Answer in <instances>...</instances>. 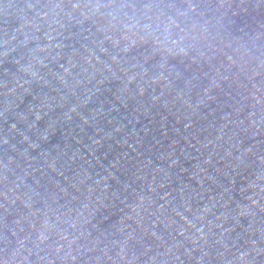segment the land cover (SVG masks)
Returning <instances> with one entry per match:
<instances>
[{
    "label": "water",
    "instance_id": "obj_1",
    "mask_svg": "<svg viewBox=\"0 0 264 264\" xmlns=\"http://www.w3.org/2000/svg\"><path fill=\"white\" fill-rule=\"evenodd\" d=\"M0 264H264V0H0Z\"/></svg>",
    "mask_w": 264,
    "mask_h": 264
}]
</instances>
